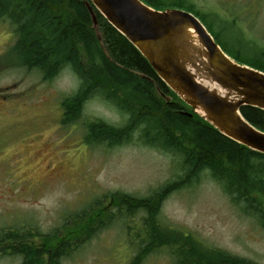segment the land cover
<instances>
[{"label":"rangeland","instance_id":"rangeland-1","mask_svg":"<svg viewBox=\"0 0 264 264\" xmlns=\"http://www.w3.org/2000/svg\"><path fill=\"white\" fill-rule=\"evenodd\" d=\"M190 2L195 10L211 11L207 22L223 33L207 26L224 51H240V57L256 63L254 68L264 67V20L244 23L239 17L213 12L218 0ZM2 26L0 21V45L6 42ZM7 85L12 88L7 96L17 101L10 104L6 117L0 116V122L11 123L5 125L11 139L20 129L27 140L14 147L0 132V151L6 144L4 153L0 152V231L18 232L21 237L4 246L47 248L54 242L47 243L46 236L76 230L80 238L67 249L66 264H177L179 259H172L170 248L135 258L140 252V234L146 235L154 224L143 226L145 210L125 216L109 205L116 193L149 199L182 176L174 155L138 143L139 133L130 143L87 145L84 122L99 120L123 127L128 117L96 95L85 102L75 124L64 125L61 104L81 88L80 78L68 67L46 81L41 73L24 70L15 60L0 74V86ZM158 205L157 218L169 230L168 236H191L199 245V256L217 259L220 256L214 250H219L246 264H264V229L255 217L232 203L208 172ZM104 209L99 220L93 218L95 211ZM91 215L93 222H89ZM0 256H4L0 264H12L14 258L5 256L22 255L10 249Z\"/></svg>","mask_w":264,"mask_h":264},{"label":"trees","instance_id":"trees-1","mask_svg":"<svg viewBox=\"0 0 264 264\" xmlns=\"http://www.w3.org/2000/svg\"><path fill=\"white\" fill-rule=\"evenodd\" d=\"M85 1L0 0V18L10 16L18 20L20 27H25L17 31L12 61H18L20 67L28 70H37L46 81L66 67L77 74L81 80L80 90L66 97L61 104L66 126L81 118L85 102L96 95L128 117L123 127L99 120L84 122L83 141L87 145L111 147L130 143L139 133L138 143L174 155L182 176L164 185L149 199L116 193L112 196L113 203L109 204L125 216L132 215L136 209H144L147 218L143 226L154 224L146 235L140 234L138 256L170 248V254L181 259V264H246L219 250H214L220 256L217 259L199 256V245L194 244L191 236L169 237V230L157 218L158 202L174 191L191 186L203 172H208L232 203L243 213L255 217L264 229V155L223 136L194 114L156 75L139 51L96 11L102 36L98 39ZM160 5L155 6L160 8ZM229 52L238 62L253 68L257 66L253 61ZM255 68L264 72V67ZM158 88L172 100L167 102ZM241 114L264 132L262 110L244 106ZM101 212L105 209L95 211L93 218L99 220ZM91 219L92 215L89 222H93ZM96 224L97 221L92 225V235ZM1 235L4 238L0 239V254L14 249L23 256H44L50 249L53 250L51 256H66L67 249L80 238L76 230L62 231L56 237L46 236L47 243L54 242L47 248L34 249L28 244L4 246L9 240L21 238L18 232L1 234L0 231Z\"/></svg>","mask_w":264,"mask_h":264},{"label":"water","instance_id":"water-1","mask_svg":"<svg viewBox=\"0 0 264 264\" xmlns=\"http://www.w3.org/2000/svg\"><path fill=\"white\" fill-rule=\"evenodd\" d=\"M85 5L98 39L97 12L194 114L223 136L264 155V132L241 114L244 106L264 112L263 71L231 58L189 12L157 10L142 0H86ZM158 90L167 102L172 100Z\"/></svg>","mask_w":264,"mask_h":264},{"label":"flooded vegetation","instance_id":"flooded-vegetation-1","mask_svg":"<svg viewBox=\"0 0 264 264\" xmlns=\"http://www.w3.org/2000/svg\"><path fill=\"white\" fill-rule=\"evenodd\" d=\"M142 1L157 10H164V9L171 8V9H179V10L189 12L193 14L195 17H197L208 31H209V28H208L209 26L210 29L213 30V32L219 33V34L223 33V29H221V31L214 30L213 24H210L209 22H207V17L209 18L211 11H208L205 8H200L198 10H195L193 6L191 5L192 4L190 2L191 0H173L172 2H169L167 0H142ZM149 2L155 5L157 4L159 5L161 3L160 8H157L155 5H152ZM212 9H213V12L219 10L223 13H227L228 15L234 16L235 18L239 17L240 21H243L244 23L246 21L249 23L250 21L255 23L257 20H260V21L264 20V0H218L216 6ZM0 21L3 25L1 28L5 29L3 34H5L6 36V42L0 45V74H1L6 69L11 68L13 52L16 50V45L18 41L17 31H22L24 25H22L23 27L21 26L22 27L21 28L20 25L18 24L19 23L18 20L10 16L0 18ZM218 45L220 44L218 43ZM220 47L224 50V48L221 45ZM237 53H238L237 55H240L241 52L238 51ZM228 55L231 58L238 61L236 57L230 54ZM20 68H23L24 70L39 74L37 70H28L26 67H20ZM11 89H12L11 85L0 86V99H1L0 116L1 118H4L8 115L10 104L17 101V100H14L13 98L14 96H11V95L10 97L7 96V94L9 93ZM21 105L22 104L19 102L18 103L19 108ZM19 114L20 116H24L23 110H21V113ZM0 124H1L0 132L5 136L6 139L10 141L7 144H12L15 147L17 145L18 146L23 145V143L27 140L24 132H22L20 129L14 131V135L11 139L9 135V131L7 130L5 126L11 123L8 122L7 124H3L0 122ZM5 145L6 144H2L3 150H1L0 152L4 153ZM141 210L144 211V209H141ZM144 213H146V211H144ZM51 255H53L52 249H50L49 253H45L44 256H23L22 255V256H5V257L14 258V262L12 264H66L65 262L69 260L68 256H51ZM2 257L4 256H0V258ZM138 257L139 256H135V258H138ZM171 257L173 259L175 256H171ZM181 262L182 261L180 259L178 263L181 264Z\"/></svg>","mask_w":264,"mask_h":264}]
</instances>
